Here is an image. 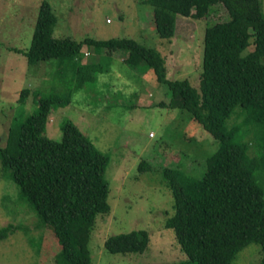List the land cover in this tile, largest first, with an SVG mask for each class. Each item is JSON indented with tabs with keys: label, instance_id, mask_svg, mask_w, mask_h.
<instances>
[{
	"label": "rangeland",
	"instance_id": "obj_1",
	"mask_svg": "<svg viewBox=\"0 0 264 264\" xmlns=\"http://www.w3.org/2000/svg\"><path fill=\"white\" fill-rule=\"evenodd\" d=\"M42 1L51 5L57 17L54 37L76 42L134 39L158 52L166 79H186L193 87L199 86L203 70L206 28L224 20L225 9L214 6L201 20L177 15L174 35L165 39L156 34L152 7L143 0H0V145L15 117L36 111L37 98L58 95L61 99L51 110L46 134L61 138L63 125L69 121L96 150L108 155L103 176L108 181L110 210L97 214L89 229L91 264H196L188 261L172 230L164 226L173 212V201L159 168L178 164L183 173L197 175L198 170H191L186 162L211 155L219 141L188 110L171 106L168 88L156 82L151 70L135 71L121 58L103 56L90 45L82 44L78 61L100 65V71L91 72L93 81L80 83L82 74L70 71L72 63L60 59L30 65L24 52L31 45ZM259 2L264 16V0ZM253 48L251 38L243 54ZM25 87L29 92L20 100ZM246 115L248 111L238 103L226 127L241 124ZM248 127L251 132L244 127L236 135L254 156L261 141L253 136L251 122ZM141 160L153 170L140 171ZM256 172L264 187V176ZM5 227L9 229L0 238V264H67L52 228L41 224L0 161V231ZM134 230L147 234L141 253L113 254L103 245L112 235ZM262 257L260 245L251 243L231 264H260Z\"/></svg>",
	"mask_w": 264,
	"mask_h": 264
},
{
	"label": "trees",
	"instance_id": "obj_2",
	"mask_svg": "<svg viewBox=\"0 0 264 264\" xmlns=\"http://www.w3.org/2000/svg\"><path fill=\"white\" fill-rule=\"evenodd\" d=\"M152 7L151 21L159 38L174 35L177 15L206 19L212 8L221 5L227 14L206 28L203 70L199 86L186 79H166L162 58L134 39L76 42L53 36L57 17L47 1L39 5L31 45L24 55L30 65L50 59L72 63V72L82 74L80 83L93 81L98 63H79L82 44L103 56H117L140 73L151 70L158 83L165 84L171 106L188 110L202 122L218 148L205 158L186 162L197 175L185 174L178 164L159 168L166 181L173 212L164 221L188 261L196 264H231L240 250L259 244L264 264V187L257 172L264 176V16L259 0H143ZM253 50L243 54L250 45ZM71 61V62H70ZM99 70H98V69ZM29 92L25 87L20 100ZM61 97L56 94L36 99V111L15 117L0 145L3 169L18 185L23 198L32 204L41 224L49 225L60 244L67 264H91L87 249L89 229L97 214H107L108 181L103 173L106 153L96 150L79 128L67 121L63 135L46 134L51 110ZM70 101V100H69ZM240 103L249 115L240 124L227 128L225 121ZM252 123L261 146L251 156L241 142L239 130L251 132ZM190 160V159H189ZM139 170H153L141 160ZM155 170V168H154ZM9 227L2 228L0 238ZM113 254L141 253L147 245L144 230L108 237L103 242Z\"/></svg>",
	"mask_w": 264,
	"mask_h": 264
},
{
	"label": "built area",
	"instance_id": "obj_3",
	"mask_svg": "<svg viewBox=\"0 0 264 264\" xmlns=\"http://www.w3.org/2000/svg\"><path fill=\"white\" fill-rule=\"evenodd\" d=\"M107 21H109V19H107ZM149 135L151 136L152 135V132H150Z\"/></svg>",
	"mask_w": 264,
	"mask_h": 264
}]
</instances>
